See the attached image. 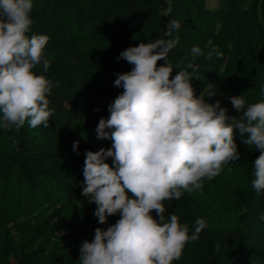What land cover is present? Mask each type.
Masks as SVG:
<instances>
[{
	"label": "trees",
	"instance_id": "16d2710c",
	"mask_svg": "<svg viewBox=\"0 0 264 264\" xmlns=\"http://www.w3.org/2000/svg\"><path fill=\"white\" fill-rule=\"evenodd\" d=\"M31 15L32 31L49 37L45 75L57 86L49 96V127L26 123L19 132L0 129V264H79L80 245L93 235H58L70 226L73 214L84 231L101 226L93 215L96 204L81 194L85 150L111 146L95 131L108 111L107 105L101 108L94 75L105 79L110 103L123 91L113 86L114 73L131 68L125 60L117 61L119 53L162 35L167 21L175 18L181 27L172 33L179 43L170 51V61L174 66L187 63L193 45L205 51L206 45L218 46L219 59L195 60L198 79L193 77L192 85L196 95L217 92L206 100H219L228 115L239 116L228 97L243 95L254 102L264 77V63L262 73L257 66L259 50H264V0H216L215 6L206 0H33ZM234 140L241 155L232 163L241 168L246 183L235 198L234 224H211L193 192L164 201L166 214L175 212L190 228L196 217L207 224L174 264H264V221L259 219L264 195L251 189V163L259 152L243 143L238 129ZM73 141H79V155L72 151ZM58 237L72 246L70 260L63 263L44 258L41 245Z\"/></svg>",
	"mask_w": 264,
	"mask_h": 264
},
{
	"label": "clouds",
	"instance_id": "9594fccd",
	"mask_svg": "<svg viewBox=\"0 0 264 264\" xmlns=\"http://www.w3.org/2000/svg\"><path fill=\"white\" fill-rule=\"evenodd\" d=\"M32 9L33 0H0V129L19 132L26 123L47 128L53 115L49 96L57 85L45 75L49 37L32 31ZM180 27L171 18L162 35L130 45L116 57L131 68L114 73L113 86L123 91L95 128L97 138L110 140L111 146L85 150L81 194L96 204L98 223L111 215L119 218L82 241L79 264L179 261L185 245L197 240L207 224L196 217L190 228L175 212L166 214L164 201L202 188L205 179L220 174L222 165L239 159L234 129L245 145L259 152L251 163V189L264 195V99L248 103L243 95L229 96L232 107L242 113L235 116L219 100H206L217 92L196 95L195 60L219 59L222 53L218 46L206 45L205 51L193 45L192 59L174 66L169 53L179 38L172 33ZM260 93L264 97V85ZM78 144L72 142L77 155ZM259 219L264 221V212Z\"/></svg>",
	"mask_w": 264,
	"mask_h": 264
},
{
	"label": "rangeland",
	"instance_id": "374dc122",
	"mask_svg": "<svg viewBox=\"0 0 264 264\" xmlns=\"http://www.w3.org/2000/svg\"><path fill=\"white\" fill-rule=\"evenodd\" d=\"M209 6H215L216 0H206ZM264 63V50H259L257 66L261 72V65ZM257 67V68H258ZM258 70V69H257ZM95 74L93 77L94 86L99 94L100 105L103 110L104 106H108V98L111 96L110 89L101 76ZM264 85V77L260 76L259 83L256 86V99L254 102L264 99L260 93V87ZM102 101V102H101ZM246 183L243 178V171L232 162H227L222 165V171L218 176L212 180L205 179L202 188L194 190L193 193L200 201L206 219L213 225H233L234 216L238 210L235 198L239 197ZM74 219L68 222L69 227L64 229L58 236H65L67 234L77 235L81 233H89L94 235V231H84L78 225V214H73ZM119 218V217H118ZM116 219L107 218V222L101 224V228H107L110 224L114 223ZM59 238V237H58ZM41 245L45 249L44 258L49 260H58L60 263L69 261L68 253L72 250L71 243H66L63 239H45L41 241Z\"/></svg>",
	"mask_w": 264,
	"mask_h": 264
}]
</instances>
